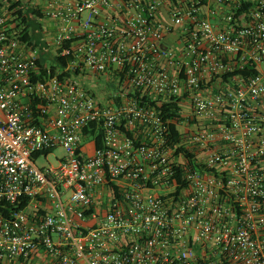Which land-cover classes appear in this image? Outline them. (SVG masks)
I'll return each mask as SVG.
<instances>
[{
    "label": "built area",
    "instance_id": "built-area-1",
    "mask_svg": "<svg viewBox=\"0 0 264 264\" xmlns=\"http://www.w3.org/2000/svg\"><path fill=\"white\" fill-rule=\"evenodd\" d=\"M14 11H0V264H264V0H50L39 21L72 58L46 75ZM87 76L116 85L100 98ZM173 122L200 168L175 153Z\"/></svg>",
    "mask_w": 264,
    "mask_h": 264
},
{
    "label": "trees",
    "instance_id": "trees-1",
    "mask_svg": "<svg viewBox=\"0 0 264 264\" xmlns=\"http://www.w3.org/2000/svg\"><path fill=\"white\" fill-rule=\"evenodd\" d=\"M9 10L14 11V15H17V19L19 20L18 26L23 25L21 29L20 39L24 42H27L32 47L37 48L39 50V58L37 60L39 68L41 70L42 75H46L48 69L51 70L52 73H55L58 67H65L69 60H71L72 56H62L60 52L62 51L63 46H68L71 43L70 41H66L63 46L57 48V52L53 57H51V63L46 66L47 61L49 60V56H47L46 51L48 50L47 44L42 37V27L39 19L43 16L40 8L35 6H26L21 4L19 0L12 2L8 7ZM17 26V27H18ZM252 72H257V70L252 69ZM69 74V73H68ZM138 95V94H137ZM152 104L155 105L154 102ZM158 106V105H157ZM158 108L165 114L166 118H179L180 116V106L177 102H164L158 106ZM171 129V144L176 146L175 153H182L188 160V163L191 167H199L200 164L194 162V154L190 152L184 144H182L181 133L179 127L175 122L170 123ZM96 132V129L94 130ZM101 132L98 134L97 145H101L100 137ZM34 159L38 158V153L34 154ZM181 169V168H180Z\"/></svg>",
    "mask_w": 264,
    "mask_h": 264
},
{
    "label": "rangeland",
    "instance_id": "rangeland-1",
    "mask_svg": "<svg viewBox=\"0 0 264 264\" xmlns=\"http://www.w3.org/2000/svg\"><path fill=\"white\" fill-rule=\"evenodd\" d=\"M17 0H0V11H3L5 9H8V7L11 5L12 2H15ZM21 4L28 5V6H38L36 0H19ZM42 32V31H41ZM38 50V49H37ZM49 60L47 61V65L51 63V57H53V54L48 55ZM261 69L264 70V62L261 64ZM81 83L88 88H91L93 91L96 92V94L102 98L105 96V92L107 91V87L115 86L116 84L114 82H108L105 80L97 79L95 77L89 78L87 80L80 79ZM113 89V88H112ZM66 154L65 149L62 147L55 148L51 153L47 155V157L40 156L37 158L36 163L39 167L48 166L49 164H54L57 162V157H61Z\"/></svg>",
    "mask_w": 264,
    "mask_h": 264
},
{
    "label": "crops",
    "instance_id": "crops-1",
    "mask_svg": "<svg viewBox=\"0 0 264 264\" xmlns=\"http://www.w3.org/2000/svg\"><path fill=\"white\" fill-rule=\"evenodd\" d=\"M36 1H37L38 6H35V7L40 8L42 13L48 10L50 0H36ZM40 23L42 27V37L45 40L47 47H48L46 54L47 56L50 54L55 55L57 52V48H58L56 45V41H55V35L57 33V23L45 16L41 19ZM172 39H173L172 37L169 38V42H171ZM92 77H95V76H87L84 79L87 80ZM101 80L106 81V79H103V78H101Z\"/></svg>",
    "mask_w": 264,
    "mask_h": 264
}]
</instances>
